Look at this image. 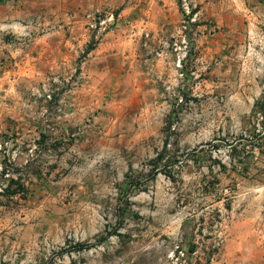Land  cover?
I'll return each mask as SVG.
<instances>
[{"label": "rangeland", "instance_id": "rangeland-1", "mask_svg": "<svg viewBox=\"0 0 264 264\" xmlns=\"http://www.w3.org/2000/svg\"><path fill=\"white\" fill-rule=\"evenodd\" d=\"M170 1L0 0V264H264V0H187L180 67Z\"/></svg>", "mask_w": 264, "mask_h": 264}, {"label": "built area", "instance_id": "built-area-1", "mask_svg": "<svg viewBox=\"0 0 264 264\" xmlns=\"http://www.w3.org/2000/svg\"><path fill=\"white\" fill-rule=\"evenodd\" d=\"M182 8L184 10V18L177 28H174L169 35L168 39H161L160 40V51L156 52L157 56H161L164 52H174L176 54V65L177 67L181 66V62L185 59L189 52V39L185 33L189 22H192L189 16L191 14L190 6L187 0H182ZM185 18H188L186 20ZM94 19V18H93ZM112 19V16L110 17ZM100 24H103L104 21H99ZM214 252L211 253L209 258V262L207 264H212L214 258L218 255L220 251L219 244L213 246ZM171 258H175V264H187L184 258V252L182 248L176 244L173 247ZM182 260L181 263H176L177 260Z\"/></svg>", "mask_w": 264, "mask_h": 264}, {"label": "crops", "instance_id": "crops-1", "mask_svg": "<svg viewBox=\"0 0 264 264\" xmlns=\"http://www.w3.org/2000/svg\"><path fill=\"white\" fill-rule=\"evenodd\" d=\"M170 3H172V2L170 1ZM103 50H105V45H103V46L99 47L97 50H95V52H93L90 55L91 58H92L91 61L94 62V63H100V62H102L104 60V56L106 55V52H104ZM136 54L138 55V53H136V50H134V52L132 54H131V52L128 54L129 56L130 55H133L132 62H135L137 60ZM122 63L124 64L125 63V60H122ZM132 71H134V68L133 69L132 68L131 69L130 68H127V71H124V73H123L122 76L129 75V73H131ZM218 264H223V263L222 262H219Z\"/></svg>", "mask_w": 264, "mask_h": 264}, {"label": "trees", "instance_id": "trees-1", "mask_svg": "<svg viewBox=\"0 0 264 264\" xmlns=\"http://www.w3.org/2000/svg\"><path fill=\"white\" fill-rule=\"evenodd\" d=\"M259 107H261V106H259Z\"/></svg>", "mask_w": 264, "mask_h": 264}]
</instances>
